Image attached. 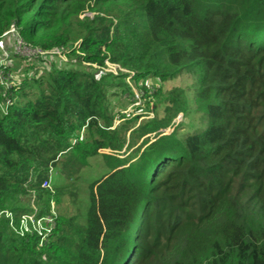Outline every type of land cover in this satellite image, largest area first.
Masks as SVG:
<instances>
[{
    "label": "trees",
    "instance_id": "trees-1",
    "mask_svg": "<svg viewBox=\"0 0 264 264\" xmlns=\"http://www.w3.org/2000/svg\"><path fill=\"white\" fill-rule=\"evenodd\" d=\"M228 1L210 0L198 11L201 0H0V37L13 24L28 45L59 52L43 59L52 61L71 47L80 62L101 67L108 59L137 77L159 72L161 57L164 65L187 64L199 72L198 98L209 127L174 145L165 141L172 135L158 134L163 142L155 145L144 139L134 163L88 185L74 264L147 262L142 246L124 242L141 200L152 207L149 225L155 220L153 212L166 206L172 214L166 231L186 220L193 229L190 236L170 237L162 254L152 259L155 264H264V0H259L255 22L242 26L238 9ZM106 5L116 6L115 21L104 25L95 19L98 25L86 27L77 44L68 45L70 19L85 8ZM119 75V81L127 78ZM109 87L61 65H50L45 75L29 74L10 90L11 100L0 86V212L15 217L26 212L23 196L40 202L51 194L41 184L62 158L67 173L75 164L76 169L84 165L86 158L102 157L101 149H121L125 142L119 136L131 127L125 122L109 130ZM151 130L156 132V126ZM71 154L74 159L67 158ZM142 172L154 187V197L144 196L134 184ZM175 204L186 207L187 214ZM214 204L225 206L226 213L219 215ZM139 214L142 220L146 209ZM45 217L41 220H52L50 214ZM14 221L0 219V264H43L46 256L56 258L55 248L62 247L72 227L71 221H59V228L40 234L42 239L55 238L49 255L37 249V234H16ZM16 251L27 255L20 258Z\"/></svg>",
    "mask_w": 264,
    "mask_h": 264
},
{
    "label": "rangeland",
    "instance_id": "rangeland-1",
    "mask_svg": "<svg viewBox=\"0 0 264 264\" xmlns=\"http://www.w3.org/2000/svg\"><path fill=\"white\" fill-rule=\"evenodd\" d=\"M209 1L201 0V2H198L196 4L197 10L202 11L206 8ZM228 3L238 9L240 26L243 24L251 25L257 19V13L260 9L259 0H229ZM115 12L116 6L113 5H106L94 11L85 8L84 12L77 14L75 18H71L69 21L71 42L68 45L75 46L78 39L85 35L84 29L97 24L95 19L102 20L104 25L115 21ZM139 30L141 33L142 29ZM19 38L27 48L31 47L33 50L43 52L37 46L28 45L21 35H19ZM4 42L5 49H0V86L3 88L2 95L8 100L11 95L10 90L19 87L29 74L45 75L50 65L69 66V68L73 67L83 73L92 75L97 81H102L105 86L110 85L107 88L106 102L113 117V125L109 130H114L125 122L129 123L131 127V130L125 134H120V139H123L125 143L119 151L109 150L108 148L101 149L99 154H104L102 157L86 158L84 159V165L76 169L75 164L74 168H69L67 173H64L67 167L65 162L67 161L65 157L62 158L63 163L56 169L49 171L50 173L48 172L50 183V189L48 190L51 194L41 197L40 202H35L33 196H23L21 201L26 206L24 207L26 212L15 215L19 218L13 216L10 218L12 222L15 219L14 222L17 224L16 234L20 236L37 234L39 242L37 249L39 250L42 247L49 255L53 251L51 246H53L55 238L42 239L40 234L45 235L54 227L59 228V221H71L72 227L68 231V238L59 250L55 248L58 251L57 257L48 259L46 256L42 259V262L43 264H74L73 257L76 254V246L79 242L77 231L84 225L85 211L88 206V185L108 171L125 169L134 163L142 151L144 144H141V142L144 139L149 138L150 143L153 142L152 145H155L158 142H163L159 139L158 134L163 136L172 135L168 138L169 140L165 141H170L169 144L174 145L175 141L181 140L187 134L209 127V124L205 123L204 103L198 98L197 81L199 72L196 66L188 67L187 64H182L179 67L164 65L161 57L160 62L157 64L159 72L143 78L137 77V72L134 73L119 66L122 65L121 63H111L108 59L103 61L101 67L96 66V64L80 62L77 60L76 54L72 55L70 53L71 47L63 49V54L50 61L43 59L44 57L39 54L33 55V57L20 55L12 48L8 39H5ZM52 50L44 52L50 53ZM104 55H107V53H104ZM27 73L29 74L25 77ZM104 73L116 76L117 79L113 80L111 76H101ZM119 74L127 75V78L119 81V76H121ZM118 85H125L129 87L130 91L124 92ZM0 108L3 109V106L1 105ZM174 114L176 115L174 116ZM145 124L147 127L144 126ZM154 126L157 130L150 134ZM146 141L148 140H145L144 143ZM161 148H164V145ZM132 155L133 159L130 157ZM74 157L75 155L71 154L67 158L74 159ZM127 174L130 178L133 177L132 172ZM133 179L134 184L140 188L144 196L154 197L151 193L154 187L146 172L138 174ZM212 200L214 199L212 198ZM175 205L180 213L187 214L186 207L183 208L179 204ZM137 207L134 223L129 226L124 242H129V247L138 245L145 249L144 259L148 260L146 262L141 259L138 264H155L152 259L162 254L166 242L171 240L170 237L173 235H177V237L190 236L193 233V229L187 225L189 220L181 222L175 227L172 226L173 229L170 232L166 231L165 229L172 217L166 206L160 208L161 212L159 213L153 212L155 213V220L152 221L151 225L147 220L148 213L152 212L150 204L148 202L142 203L141 200ZM143 207L146 209V215L140 220L139 212ZM211 207L219 215L226 213V207L223 205L214 204ZM49 214L52 218L48 219L53 220L51 225L47 224L46 220H41L46 219L45 216ZM204 248V246H201L200 251L203 252ZM13 254L19 255L20 258L27 255V253L23 254V252L18 251ZM9 257L14 261L19 259L12 255Z\"/></svg>",
    "mask_w": 264,
    "mask_h": 264
},
{
    "label": "built area",
    "instance_id": "built-area-1",
    "mask_svg": "<svg viewBox=\"0 0 264 264\" xmlns=\"http://www.w3.org/2000/svg\"><path fill=\"white\" fill-rule=\"evenodd\" d=\"M5 39H8L11 42L12 48L15 49L20 55H23V56L33 57V55L39 54L42 57H47V56L59 55V52L58 51L52 52V53H46V52H41L39 50H33V48H31V47L27 48L23 44V42L21 41V39L19 38V34H18V31H17V28L13 24L10 25L9 28H8V30L6 32H4L1 35V37H0V49L1 50L2 49H5V42H4ZM49 171H51V169ZM41 186L44 189H50L49 178H47L41 184ZM2 217L6 218V219H10L12 217V215H11V213L9 211H1L0 212V219ZM45 222L47 224L51 225L52 220H46Z\"/></svg>",
    "mask_w": 264,
    "mask_h": 264
}]
</instances>
